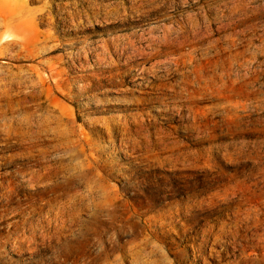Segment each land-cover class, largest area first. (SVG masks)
<instances>
[{
  "label": "bare ground",
  "instance_id": "6f19581e",
  "mask_svg": "<svg viewBox=\"0 0 264 264\" xmlns=\"http://www.w3.org/2000/svg\"><path fill=\"white\" fill-rule=\"evenodd\" d=\"M31 1L0 0V143L19 144L22 152L9 155L24 153L30 158L23 166L5 169L6 155L0 153V264H5L2 251L8 246L16 253L35 252L40 243L53 241H57L58 264H184L170 257L158 228L167 219L179 216L182 220L186 208L208 196L199 189L190 190L185 197L155 207L147 217L151 206L133 203L129 198L137 193L130 196L120 189L128 188V181L137 182V189L141 182L147 189L160 184L152 177L135 176L141 171L134 164L126 166L130 172L121 174L117 178L121 184H115L109 161L102 156L103 142L112 143L113 154L124 152L147 168L179 171L183 166H200L205 152L212 154L215 148L202 142L211 139L204 120H211L215 113L211 104L219 96L218 87L232 82L236 70L249 78L264 73V46L231 29L230 19L248 0L216 1L213 5L220 12L215 15L209 12L212 5L207 0H196L203 11L194 7L181 18L153 20L145 28L139 25L101 41L86 40L82 47L76 38L64 43L58 35L61 31L68 37L81 30L80 8L71 10L65 4L58 9L37 8ZM97 9L93 17L104 13L107 23L129 11L126 5L116 7L110 2ZM60 23L68 29L60 30ZM214 23L220 26L215 28ZM42 24L50 30H41ZM60 49L65 52L55 54ZM134 71L141 80L134 85L143 96L126 101L140 107L111 118L93 117L102 111V94L134 91L128 84ZM226 103L228 114L232 108ZM151 104L160 109L164 122L149 118L141 108ZM82 120L100 133L86 136ZM182 131L186 136L180 135ZM226 144L227 150L233 146L231 141ZM25 184L33 189L44 186L46 195L38 198L37 194L26 202L14 200L13 194ZM91 206L93 219L82 220L83 211ZM235 208L240 215L250 216V208ZM241 221L212 225L200 246L212 239L221 244L228 236L239 241L242 230L236 224ZM112 227L116 231L110 236L103 234ZM202 248L194 245L196 250ZM218 253L211 246V256ZM247 260L220 256L221 264Z\"/></svg>",
  "mask_w": 264,
  "mask_h": 264
},
{
  "label": "rangeland",
  "instance_id": "374dc122",
  "mask_svg": "<svg viewBox=\"0 0 264 264\" xmlns=\"http://www.w3.org/2000/svg\"><path fill=\"white\" fill-rule=\"evenodd\" d=\"M219 0H207L211 4L209 12L212 15L220 12V9L213 5ZM33 7L41 8L45 5L58 9L60 4H65L69 9L80 8L83 14V23L78 24L81 30L76 33L67 34L59 31V38L64 43L68 42L67 38H76L78 47L85 45L88 41H101L111 38L117 34L130 32L141 25L147 27L153 20L160 22L169 21L172 17H182V14L191 8L201 9L196 0H34L31 1ZM112 3L117 7L121 3L129 7L128 13L123 12L119 18H112L111 23H107L104 13L99 18L93 17L94 11L103 4ZM240 3L239 0H237ZM133 7L131 8L130 6ZM92 16V17H91ZM91 17V18H90ZM90 18V19H89ZM79 22V21H78ZM231 29L236 30L243 35H249L255 45L264 46V0H248L244 8L237 10L236 15L230 19ZM155 24V23H151ZM213 26L218 28L220 23H214ZM75 26L72 25L71 28ZM40 29L49 31L48 24H42ZM59 29H68L60 23ZM64 49H60L55 54H62ZM250 65L255 67V55H251ZM141 80L136 71L128 78V84L134 86V91L127 92H107L102 94L103 104L99 106L102 111L93 113V117L111 118L120 113H129L137 110L138 104L129 103L126 99L135 101L136 98L142 97L138 92L136 85ZM219 88V96L212 101L214 115L211 120H204V125L208 127L209 141L202 144H214V152L210 154L205 152L200 166H183V170L170 171L165 168H147V165L136 162L134 158L120 151V154H113L110 147V141L103 142L105 146L102 156L104 160L109 161V168L114 172L112 177L115 184L120 185L121 174L130 172L127 165L139 169L140 173L135 176L142 178H154L160 187L147 189L144 182H141L137 189V182H129L128 188L120 189L123 193L135 191L137 195L129 198L137 205L144 204L149 208L147 217L155 212L154 208H160L166 202L176 198L185 197L190 190L199 189L208 197L200 200L185 209L182 213V220L179 216L164 221L158 228L162 235V242L170 248V257L172 259L180 258L184 264H221L220 256L232 259H248L243 264H264V73L249 78L244 71L236 70L234 80L227 84H222ZM231 104L232 111L227 114V103ZM97 106H93L95 108ZM149 118H158L160 122L165 120L161 118L160 109L156 104L141 106ZM83 123V120L81 121ZM85 135L96 137L99 131H96L93 125L86 121L83 123ZM181 136H186L185 132H180ZM196 141L192 139L191 142ZM231 141L233 146L227 150L226 143ZM13 152H22L19 144L13 143L11 146H3L0 143V153H4L8 162L5 169H12L17 166H23L30 162L24 153H17L16 156L9 155ZM66 151H64L65 153ZM67 159V155L63 154ZM121 157L122 159H119ZM18 158V159H16ZM114 160V161H113ZM158 173L166 174L163 177H154ZM188 175V176H186ZM147 176V177H144ZM165 179H171L173 182H166ZM21 186L13 194L14 200L21 199L26 202L28 198L36 196L38 198L46 195L44 186L33 189L31 186ZM138 187V186H137ZM40 191V192H39ZM160 195L162 200L155 199ZM213 193V195H209ZM227 195L235 197L237 200L227 199ZM239 199H238V198ZM156 200V203L154 202ZM235 206L250 208L247 214H239ZM94 209L87 208L82 213V220L93 219ZM240 218L242 221L236 224V227L242 230V235L237 242H233V237H226L221 244L214 243L213 239L206 246H200L203 242V234L209 231L214 224L221 225L224 221ZM152 223H156L152 220ZM116 231L114 227L104 235L110 236ZM66 235L70 236L71 231ZM57 241L52 243H40V249L35 252H28V249L16 253L13 247L8 246L2 251L5 255V264H58L55 258ZM242 244L245 246L242 248ZM194 245L203 247L201 250L194 249ZM45 246V247H43ZM211 246L219 251L220 256H211ZM243 251L248 253L243 255ZM220 252H223L221 254ZM126 264H130L127 262Z\"/></svg>",
  "mask_w": 264,
  "mask_h": 264
}]
</instances>
